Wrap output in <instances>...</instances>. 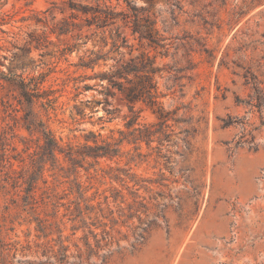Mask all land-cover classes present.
Instances as JSON below:
<instances>
[{"label": "rangeland", "instance_id": "1", "mask_svg": "<svg viewBox=\"0 0 264 264\" xmlns=\"http://www.w3.org/2000/svg\"><path fill=\"white\" fill-rule=\"evenodd\" d=\"M129 1L140 20L97 28L71 4L96 0H0V71L51 100L0 80V264H264V126L246 106L264 84V0ZM117 29L126 43L110 52ZM92 52L105 61L80 67ZM142 60L160 70L155 105L128 97L143 77L116 79L122 91L96 78ZM242 119L255 140L237 147ZM121 140L112 159L82 155ZM87 203L104 209L90 229L76 218ZM138 217L155 221L135 243ZM90 230L112 236L98 254Z\"/></svg>", "mask_w": 264, "mask_h": 264}, {"label": "trees", "instance_id": "2", "mask_svg": "<svg viewBox=\"0 0 264 264\" xmlns=\"http://www.w3.org/2000/svg\"><path fill=\"white\" fill-rule=\"evenodd\" d=\"M120 1V0H118ZM129 8L128 12L126 14H123L122 12H116L115 8H113L110 5V0H96V5H81V4H72V8H78L82 14L84 15H91V19H87L86 23L89 27L95 25L97 28H104L109 27L110 25H113L116 23L118 18L120 16L124 17V21L132 19L135 22L140 20L142 11H138L134 7L131 6V2L129 0H122ZM177 2V0H174ZM128 22V21H126ZM69 23H66L64 28L61 29V31L68 32ZM67 27V28H66ZM134 34H138L140 41L147 40L154 44L160 45L159 39H156V36L159 35L158 32L155 33L153 36L150 33L144 32V30L136 27L133 29ZM112 35V33H110ZM111 37V36H110ZM106 37H104L103 43L107 46L108 42L106 41ZM112 40L111 42V51H119L122 47H124V44L126 43V39L122 37V33L117 29L114 33V35L110 38ZM164 47V46H161ZM71 52V50H68ZM105 55H102L101 53L94 54L93 52L89 56V60L83 61L82 64H80V67L86 68V69H94V67L101 61H105ZM150 64L149 60H142L138 65H132L127 64L123 66L121 69H119L116 73L112 75H99L96 76V78H101V80H107L110 84V86L117 88L119 91H122V85L116 81V79H124L128 83H132V81L129 79L131 75H135L137 77H143L144 83L141 84L139 87H133L128 97L130 99H138L142 100L143 102H148L151 105L156 104V96L152 93V89L154 86L149 87L148 85H151V82L153 81V78L150 77V74H154L160 70H147L148 65ZM0 80H7L10 82H13L19 89L20 95L26 99L28 103L34 104L35 99H48L47 98V92H41L36 85V89L34 90L35 94H32L28 91L27 83L25 80L20 76H9L5 74L4 72L0 71ZM253 83V89L252 93L249 95V100L246 102V106L249 107L250 113L252 114H258L261 125L264 126V84L263 82L259 81L258 78L252 79ZM148 83V85H147ZM86 90L91 89L89 86L84 87ZM48 102L50 103L51 100L48 99ZM78 111V110H77ZM78 115H83V112H77ZM245 119H242L240 121H236V125H238L241 129L239 141L237 143V147H240L244 144H250L251 141H248V138L250 137L252 139V142H254V137L252 136V131L249 130L251 127V124L248 122H245ZM129 126V124H128ZM42 134L44 136L45 141V158H55L56 152H61L62 147L60 146L59 142L53 137L52 133L50 131H42ZM123 141H119L116 144L106 143L103 145H98L96 142L94 143V146L87 145L85 148L87 149V152H84L82 155L84 159H93V160H99L104 158L112 159L120 153L119 145ZM118 147V148H117ZM257 149V147H255ZM69 155L72 157L73 150H69ZM78 153V152H77ZM74 155V154H73ZM30 192L32 190H29ZM108 198H105V201H107ZM106 204V202H105ZM103 204L99 203L98 207L92 206L91 204H85L84 209L81 207L77 208L78 215L76 218H80L81 222L83 224L82 228H89V226H95L93 222V216L96 219H98V214L103 213L104 209L101 207ZM98 210V212H96ZM155 219H158V216H154ZM153 220H142L141 217H138L139 226L136 228V231L138 234H135V243L141 242L145 240V234L152 228L154 225ZM92 221L93 224H90L87 226V221ZM75 221V219H74ZM81 228V227H80ZM76 231L77 228H74ZM89 234L92 235L94 243H91L89 240L90 238L86 236V247L88 251H90L91 254L95 253L98 254L103 249L102 244L104 241L110 239L112 236H110L109 233H105L100 237L98 234H95L93 231H89ZM109 246L106 244L104 247Z\"/></svg>", "mask_w": 264, "mask_h": 264}]
</instances>
